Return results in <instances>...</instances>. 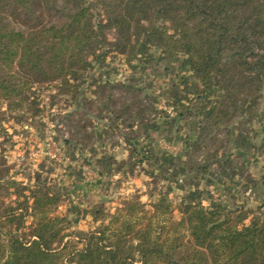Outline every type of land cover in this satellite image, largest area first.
I'll return each instance as SVG.
<instances>
[{
    "label": "trees",
    "instance_id": "obj_1",
    "mask_svg": "<svg viewBox=\"0 0 264 264\" xmlns=\"http://www.w3.org/2000/svg\"><path fill=\"white\" fill-rule=\"evenodd\" d=\"M109 53L140 68L176 62L168 97L175 116L144 105L129 84L92 80L84 88L92 63ZM34 86L53 89L73 109L64 117L75 126L65 145L83 152L86 142L97 141L93 126L106 121L107 139L98 143L109 152L116 138L122 141L129 174L141 167L177 189L181 177L195 191L181 203L178 221L169 202L159 200L148 210L134 198L112 214L98 212L97 226L82 238L67 232V219L49 217L53 198L32 196L18 217L12 208L0 214V224L10 229L0 228V264H264L263 206L248 211L195 202L197 181L212 175V167L235 175L227 167L229 148L240 143L243 156L253 148L235 123L264 124V0H0V116L22 108ZM115 90L130 96L120 102ZM89 92L95 110L85 99ZM152 115L177 123L182 165L141 146L134 128L149 125Z\"/></svg>",
    "mask_w": 264,
    "mask_h": 264
},
{
    "label": "rangeland",
    "instance_id": "obj_2",
    "mask_svg": "<svg viewBox=\"0 0 264 264\" xmlns=\"http://www.w3.org/2000/svg\"><path fill=\"white\" fill-rule=\"evenodd\" d=\"M109 40H112L111 36ZM148 53L156 59L160 57L158 50L150 49ZM125 61V56L107 54L100 64L92 63L93 69L85 73L81 84L85 83L84 88L92 80L110 85L129 84L136 93L139 92L144 105L152 103L157 110L165 109L173 118L168 97L171 82L176 80L177 63L167 59L140 68L136 61L129 64ZM55 92L34 86L22 108L17 107L0 116V214L12 208L18 217L32 196L47 193L56 201L49 209V217L67 219L70 222L67 232L78 238L97 226L95 215L98 212L112 214L124 201L134 198L148 210L159 200L169 202L172 219L178 221L181 203L190 200L195 188L185 185L180 177L178 186L182 189H177L173 184L149 178L141 167L129 174L128 167L123 166L128 157L124 143L116 138L118 145L109 152L98 143L107 139L106 121L93 126L97 141H91V147L86 142L83 152L79 146L65 145L63 140L71 139L75 126L66 123L64 117L73 109L67 107L65 99L55 96ZM111 94L120 102L130 96L116 90ZM85 99L95 110L96 97L89 92ZM6 105H3V111ZM153 119L152 115L149 125L134 128L140 135L141 146L152 148L157 155L167 156L175 164L182 165L183 145L175 134L177 123L166 125L164 119ZM75 120L79 118L75 117ZM235 128L239 129L238 135L253 139V148L244 156L240 143L229 148L231 158L227 167L233 168L235 175L225 174L219 166L212 167V175L197 181L195 202L204 207L218 203L231 210L256 211L264 207V180L263 183L261 180L264 177V124L253 122L240 127L235 123ZM86 132L91 129L87 127ZM128 132L129 129H124L125 134ZM105 155L112 161L105 163ZM27 214L25 232L30 236L34 221L31 213ZM0 228L10 230L5 223L0 224ZM55 246L53 243L52 248Z\"/></svg>",
    "mask_w": 264,
    "mask_h": 264
}]
</instances>
